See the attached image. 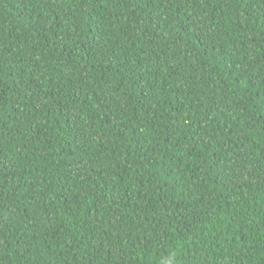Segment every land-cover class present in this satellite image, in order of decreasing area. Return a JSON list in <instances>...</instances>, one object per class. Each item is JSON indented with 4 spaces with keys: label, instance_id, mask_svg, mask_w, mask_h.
I'll return each mask as SVG.
<instances>
[{
    "label": "trees",
    "instance_id": "obj_1",
    "mask_svg": "<svg viewBox=\"0 0 264 264\" xmlns=\"http://www.w3.org/2000/svg\"><path fill=\"white\" fill-rule=\"evenodd\" d=\"M0 264H264V0H0Z\"/></svg>",
    "mask_w": 264,
    "mask_h": 264
}]
</instances>
